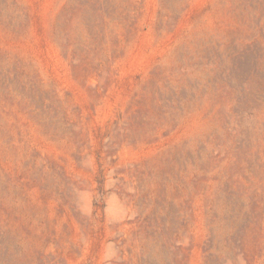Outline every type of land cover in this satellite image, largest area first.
I'll list each match as a JSON object with an SVG mask.
<instances>
[{
    "label": "rangeland",
    "instance_id": "rangeland-1",
    "mask_svg": "<svg viewBox=\"0 0 264 264\" xmlns=\"http://www.w3.org/2000/svg\"><path fill=\"white\" fill-rule=\"evenodd\" d=\"M0 264H264V0H0Z\"/></svg>",
    "mask_w": 264,
    "mask_h": 264
}]
</instances>
